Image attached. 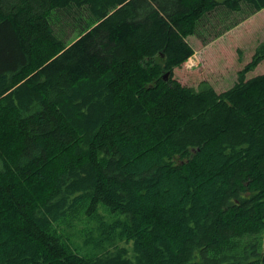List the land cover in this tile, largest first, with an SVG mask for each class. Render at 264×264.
Returning <instances> with one entry per match:
<instances>
[{"label":"trees","instance_id":"1","mask_svg":"<svg viewBox=\"0 0 264 264\" xmlns=\"http://www.w3.org/2000/svg\"><path fill=\"white\" fill-rule=\"evenodd\" d=\"M263 9L0 0V264H264V41L226 91L173 78Z\"/></svg>","mask_w":264,"mask_h":264},{"label":"rangeland","instance_id":"2","mask_svg":"<svg viewBox=\"0 0 264 264\" xmlns=\"http://www.w3.org/2000/svg\"><path fill=\"white\" fill-rule=\"evenodd\" d=\"M213 32L202 33L209 42L203 43L197 37L189 36L187 42L194 54L179 68L173 70V78L180 84L197 88L205 81L217 93L226 91L237 80V73L250 61L257 43L264 41V9L245 19L234 28L213 38ZM211 31V30H209ZM75 34L68 35L69 41ZM264 62L254 72L247 74L251 78L263 73Z\"/></svg>","mask_w":264,"mask_h":264},{"label":"water","instance_id":"3","mask_svg":"<svg viewBox=\"0 0 264 264\" xmlns=\"http://www.w3.org/2000/svg\"><path fill=\"white\" fill-rule=\"evenodd\" d=\"M167 76H168V73L163 75V79L166 80L167 79Z\"/></svg>","mask_w":264,"mask_h":264},{"label":"built area","instance_id":"4","mask_svg":"<svg viewBox=\"0 0 264 264\" xmlns=\"http://www.w3.org/2000/svg\"><path fill=\"white\" fill-rule=\"evenodd\" d=\"M190 58H191V57H190ZM190 58H189V59H190ZM189 59H188V60H189Z\"/></svg>","mask_w":264,"mask_h":264}]
</instances>
